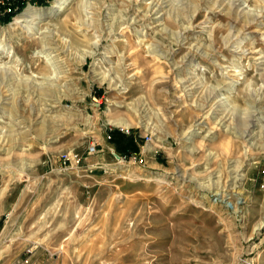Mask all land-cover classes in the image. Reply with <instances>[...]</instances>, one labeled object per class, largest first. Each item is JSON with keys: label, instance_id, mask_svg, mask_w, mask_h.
Returning a JSON list of instances; mask_svg holds the SVG:
<instances>
[{"label": "rangeland", "instance_id": "374dc122", "mask_svg": "<svg viewBox=\"0 0 264 264\" xmlns=\"http://www.w3.org/2000/svg\"><path fill=\"white\" fill-rule=\"evenodd\" d=\"M14 20L0 264H264V0H75L37 37Z\"/></svg>", "mask_w": 264, "mask_h": 264}, {"label": "bare ground", "instance_id": "6f19581e", "mask_svg": "<svg viewBox=\"0 0 264 264\" xmlns=\"http://www.w3.org/2000/svg\"><path fill=\"white\" fill-rule=\"evenodd\" d=\"M53 1L54 2L52 3L51 6L44 9L36 10L33 9L36 7L33 8L28 7V9L27 10L25 9L22 14L20 13L18 16H16L15 20L11 25H13V28H15V30L19 28L27 32L28 36L30 37H37L41 35L43 32L41 29L42 26L47 25L48 23L51 22V20H54L60 14L67 11L71 3L75 0H53ZM10 43L11 41L7 39L6 36L2 38V40L0 41V57L6 56L10 58L14 66H19L21 58L16 53L15 47ZM39 54L42 55V51H40ZM47 62L50 64V66L55 68L54 61L52 60V58H49V56ZM117 123L118 125L123 124L125 125V127H129V124L125 121L118 122L117 120L116 124Z\"/></svg>", "mask_w": 264, "mask_h": 264}, {"label": "built area", "instance_id": "2783aa9c", "mask_svg": "<svg viewBox=\"0 0 264 264\" xmlns=\"http://www.w3.org/2000/svg\"><path fill=\"white\" fill-rule=\"evenodd\" d=\"M40 0H0V21H3L5 18L10 17L12 20L15 19L20 13H22L28 7H38V2ZM46 3H52L53 0H42ZM112 130V129H111ZM110 130V131H111ZM127 134L130 133L129 129L125 130ZM108 139L112 138L111 132L107 133ZM97 152V145L91 144L88 148V155H92ZM62 162L65 166H75L79 167L83 161L84 156L79 152L72 151L62 156ZM124 161H137L140 163L145 164V158L138 154L137 152H132L131 155H125L122 157ZM26 259L25 261L28 262L29 258L34 253V247H29L26 249Z\"/></svg>", "mask_w": 264, "mask_h": 264}, {"label": "trees", "instance_id": "16d2710c", "mask_svg": "<svg viewBox=\"0 0 264 264\" xmlns=\"http://www.w3.org/2000/svg\"><path fill=\"white\" fill-rule=\"evenodd\" d=\"M38 5H40V6H47V5H49V3H46V2H44V1H42V0H40L39 2H38ZM11 21V18L10 17H8V18H5L4 20H3V22H5V23H7V22H10ZM126 137H128V138H125L126 139V141H124V145L122 146V148L123 149H129V148H132V149H134V151H139V146L137 145V143L135 142V138L131 135V136H126Z\"/></svg>", "mask_w": 264, "mask_h": 264}]
</instances>
